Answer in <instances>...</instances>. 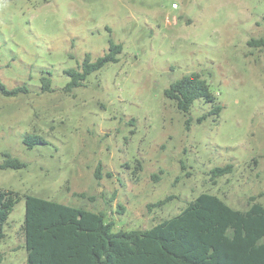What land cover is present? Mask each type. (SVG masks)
Segmentation results:
<instances>
[{
  "label": "rangeland",
  "instance_id": "374dc122",
  "mask_svg": "<svg viewBox=\"0 0 264 264\" xmlns=\"http://www.w3.org/2000/svg\"><path fill=\"white\" fill-rule=\"evenodd\" d=\"M110 39L123 45L119 61L67 92L65 71L102 56ZM259 39L264 0H0V80L29 88L0 93V163L10 153L27 164L0 168V188L19 195L0 264L26 263L28 194L103 212L115 231L150 228L203 192L236 209L251 196L264 205V44L250 43ZM194 71L219 116L199 122L213 103L184 113L165 95ZM28 133L47 143L29 148ZM228 163L233 172L212 176Z\"/></svg>",
  "mask_w": 264,
  "mask_h": 264
},
{
  "label": "trees",
  "instance_id": "16d2710c",
  "mask_svg": "<svg viewBox=\"0 0 264 264\" xmlns=\"http://www.w3.org/2000/svg\"><path fill=\"white\" fill-rule=\"evenodd\" d=\"M263 45L264 39L250 41ZM121 43L110 39L108 51L95 60L86 54L80 69L69 68L67 92L82 86L88 76L109 63L118 62ZM50 76L42 77V89L51 91ZM29 92L26 85L9 89L0 80V93L16 96ZM176 107L189 113L194 102L202 99L213 108L198 118L219 116L223 106L214 104L216 96L198 71L183 75L165 89ZM192 117L186 120L190 126ZM23 142L29 148L46 144L43 136L28 133ZM0 168H23L26 163L5 153ZM234 164L216 166L213 177L233 172ZM100 170L97 168V176ZM262 195V193L260 194ZM170 197L159 201L162 205ZM19 195L0 188V242L4 225ZM246 210L230 206L217 194L203 192L178 214L147 229L114 230L103 212L69 205L49 198L26 195L23 223L26 248L25 264H264V205L251 196ZM0 251V261L2 259Z\"/></svg>",
  "mask_w": 264,
  "mask_h": 264
},
{
  "label": "built area",
  "instance_id": "2783aa9c",
  "mask_svg": "<svg viewBox=\"0 0 264 264\" xmlns=\"http://www.w3.org/2000/svg\"><path fill=\"white\" fill-rule=\"evenodd\" d=\"M173 6L177 7V4H176V3H174V4H173Z\"/></svg>",
  "mask_w": 264,
  "mask_h": 264
}]
</instances>
